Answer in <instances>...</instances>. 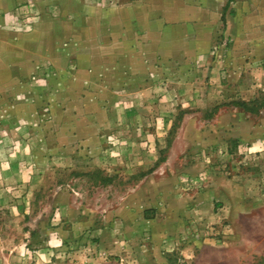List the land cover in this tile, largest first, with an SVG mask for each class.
<instances>
[{"label":"rangeland","instance_id":"374dc122","mask_svg":"<svg viewBox=\"0 0 264 264\" xmlns=\"http://www.w3.org/2000/svg\"><path fill=\"white\" fill-rule=\"evenodd\" d=\"M236 1L0 16V264H262L264 5L236 36ZM201 196L214 221H175Z\"/></svg>","mask_w":264,"mask_h":264},{"label":"crops","instance_id":"0c3cea01","mask_svg":"<svg viewBox=\"0 0 264 264\" xmlns=\"http://www.w3.org/2000/svg\"><path fill=\"white\" fill-rule=\"evenodd\" d=\"M38 1L40 0H0V16L5 12L17 11V9H24L26 7L25 4H32V3L35 4ZM232 1L233 0H183L184 4H183V9L181 11L182 12L181 21L192 22L194 20H198L209 9H211L212 11L215 10L219 12V10L227 6L229 3L230 4L233 3ZM263 5H264L263 1H257V0H252V1L237 0L235 5H232L233 8H237L238 10L237 12L230 11L227 14V16H225V20L227 24L233 25L234 35L237 36L238 33H241L243 27L242 25L247 23L246 21L250 19V18L248 19V15H245V12L242 13L241 9H243V11H248V8L260 9L263 7ZM259 13H260L259 11L255 12V18H257ZM251 18H254L253 15ZM255 56L257 58L258 55ZM250 60L251 61L246 65V70H250V69L257 70L259 67L258 63L260 62V60L256 59V61H254L252 60V58ZM261 71L263 72L264 70H262L261 68ZM247 115L250 114L247 113ZM204 198L206 197L204 196L199 197L195 202V204L191 206V210L189 212L187 211L184 212V210H181L179 213H177L175 215V221L179 223H183L187 218H194L195 220H200V218L201 219L203 218V220L206 221L207 223L214 221L215 219L209 214V210L211 209L209 203L205 204L207 205V211H208L207 217L206 218L202 217L203 208H201L200 205H202L201 203H203V201L208 202V200ZM163 217L164 215L156 216L155 220H153V222L151 220L150 222H152V224H155L157 226H163L166 223V219L164 220Z\"/></svg>","mask_w":264,"mask_h":264},{"label":"trees","instance_id":"16d2710c","mask_svg":"<svg viewBox=\"0 0 264 264\" xmlns=\"http://www.w3.org/2000/svg\"><path fill=\"white\" fill-rule=\"evenodd\" d=\"M237 107H240L241 109H243L244 112L250 114H256L260 112L256 103H253L250 106L248 103L240 102L239 104H237ZM260 263L264 264V258L261 259Z\"/></svg>","mask_w":264,"mask_h":264}]
</instances>
